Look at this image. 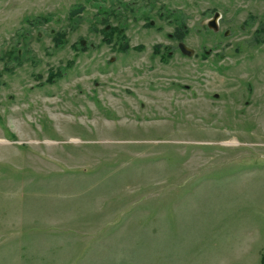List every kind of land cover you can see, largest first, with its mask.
<instances>
[{
	"label": "rangeland",
	"instance_id": "obj_1",
	"mask_svg": "<svg viewBox=\"0 0 264 264\" xmlns=\"http://www.w3.org/2000/svg\"><path fill=\"white\" fill-rule=\"evenodd\" d=\"M263 253L264 0H0V264Z\"/></svg>",
	"mask_w": 264,
	"mask_h": 264
},
{
	"label": "trees",
	"instance_id": "obj_2",
	"mask_svg": "<svg viewBox=\"0 0 264 264\" xmlns=\"http://www.w3.org/2000/svg\"><path fill=\"white\" fill-rule=\"evenodd\" d=\"M109 24H107L105 26V28H103V31L104 33L106 34L107 36V40H112L113 38V35L116 34V32H119L121 35V38L124 40V43H123V50H128L129 49V44H128V41H127V37L126 35L124 34V32L119 28V27H111V28H108ZM260 30L262 31V28H260ZM188 32V29H187V26L185 24V22H182L179 27L177 28V31L175 32L174 34V37H180L182 38L183 35L185 33ZM179 35V36H178ZM258 35V34H257ZM63 42V32L60 33L59 35L56 36L55 38V44L57 45H60L61 43ZM139 48V46H138ZM141 48V47H140ZM56 76H59V75H62V71H59L57 73H54ZM55 78V76L52 74L50 77H49V80L50 81H53ZM260 264H264V253L262 254V257H261V261H260Z\"/></svg>",
	"mask_w": 264,
	"mask_h": 264
},
{
	"label": "water",
	"instance_id": "obj_3",
	"mask_svg": "<svg viewBox=\"0 0 264 264\" xmlns=\"http://www.w3.org/2000/svg\"><path fill=\"white\" fill-rule=\"evenodd\" d=\"M181 50L184 54L188 55V56H192L193 55V50L191 48H188L187 46H185L184 44L181 45Z\"/></svg>",
	"mask_w": 264,
	"mask_h": 264
}]
</instances>
